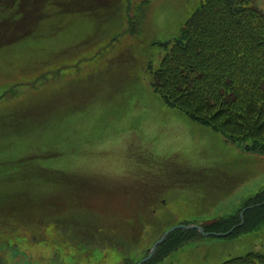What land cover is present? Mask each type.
<instances>
[{"label": "rangeland", "instance_id": "rangeland-1", "mask_svg": "<svg viewBox=\"0 0 264 264\" xmlns=\"http://www.w3.org/2000/svg\"><path fill=\"white\" fill-rule=\"evenodd\" d=\"M201 1H146L138 34L111 39L128 0H0V93L19 75L32 88L0 103V232L8 229L0 243L51 264L57 247L121 238L138 242L128 247L137 261L172 225L236 214L264 188L263 153L169 109L149 85L161 44L180 35ZM91 214L108 237L80 234ZM142 226L145 236L135 231ZM251 251L264 252V224L200 237L157 264H221ZM111 253L102 248L94 262L123 263Z\"/></svg>", "mask_w": 264, "mask_h": 264}, {"label": "trees", "instance_id": "trees-1", "mask_svg": "<svg viewBox=\"0 0 264 264\" xmlns=\"http://www.w3.org/2000/svg\"><path fill=\"white\" fill-rule=\"evenodd\" d=\"M253 1L205 0L171 45L154 86L169 105L264 150V12ZM182 234L177 244L192 237ZM223 264H264V255Z\"/></svg>", "mask_w": 264, "mask_h": 264}, {"label": "water", "instance_id": "water-1", "mask_svg": "<svg viewBox=\"0 0 264 264\" xmlns=\"http://www.w3.org/2000/svg\"><path fill=\"white\" fill-rule=\"evenodd\" d=\"M181 227H190V226H185V225H183V226H181ZM196 227H198L201 231H203V228H202V227H200V226H196ZM172 230H173V229H172ZM170 231H171V230H170ZM170 231H167L166 233H164V235L162 236V238L154 244L153 249H156L157 245H158L160 242H162V241L166 238V236L168 235V233H169ZM150 256H151V255H150ZM0 264H5V263H3V262L0 261ZM140 264H141V263H140Z\"/></svg>", "mask_w": 264, "mask_h": 264}]
</instances>
